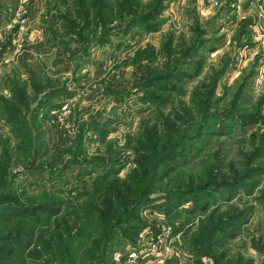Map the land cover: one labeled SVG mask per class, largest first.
<instances>
[{"label": "rangeland", "instance_id": "rangeland-1", "mask_svg": "<svg viewBox=\"0 0 264 264\" xmlns=\"http://www.w3.org/2000/svg\"><path fill=\"white\" fill-rule=\"evenodd\" d=\"M140 1L162 6L154 32L112 25L73 34L63 18L73 0H0V158H11L4 194L24 205L0 206V247L7 230L20 234L10 264H213L205 229L222 213L245 223L227 230L231 239L214 237L219 252L264 264L253 243L264 241V121L232 118L253 113L264 95V0ZM175 68L174 90H145ZM148 90L163 102L146 99ZM180 103L192 117L185 155L161 165L151 193L141 186L104 211L111 187L152 180L140 167L151 171L165 154L138 152V136ZM186 130L174 126L171 140ZM160 139L168 141L162 131ZM107 171L118 175L85 199ZM42 203L58 215L22 216Z\"/></svg>", "mask_w": 264, "mask_h": 264}, {"label": "trees", "instance_id": "trees-1", "mask_svg": "<svg viewBox=\"0 0 264 264\" xmlns=\"http://www.w3.org/2000/svg\"><path fill=\"white\" fill-rule=\"evenodd\" d=\"M73 6L67 8L65 13L63 14V18L67 26H69L73 31L71 33L75 34V30L81 32L83 30H87L90 33H94L97 28L109 29V27L113 26H125V32L129 30L139 27L144 31L151 33L156 31L159 25V17L162 13V6L157 1H151L148 3L142 4L140 0H114L112 5L108 4V0H73ZM112 26V27H113ZM178 72V73H177ZM180 76L182 73L179 72V69H176L172 73H167L166 75H158L153 79V81L149 82L145 87V90L149 87L150 83H154L158 86L160 90H174V84H171L170 81L180 80ZM146 94V99H148L152 103H162L164 97L158 95L154 90L149 91ZM264 108V95L260 97L257 102L256 110L251 114H241L239 116L233 115L232 118H236L239 120L241 125L247 124H258L264 121V115H262V110ZM190 110L186 105L180 103L176 106V108L172 112V116H165L162 118L160 122V126L152 125L150 127H145L139 134L137 139V144L140 145L141 149L138 152L149 155L156 150H161L160 152L165 154L161 155L155 163L154 169L151 171L148 169H143L140 171L144 173V175H152V180L148 183V185H142V182L146 180L143 176H133L128 178V182H130V186L124 184L120 187L119 190H114L112 187L108 190V200L106 201V207L104 211H112L116 204L124 203V200L127 196L131 198H136L137 192H133V190H139L141 186H145L143 192L149 194L152 192L155 179L158 177L157 172L160 170L162 164H166L169 162H175L182 155L184 156V151L181 153L180 147L184 146V142L188 140V133L193 131V128H187L189 124V120L191 119ZM232 121V119L230 118ZM174 126L184 127L187 130L185 131L186 135L181 136L177 141H172L171 137H174ZM203 125L195 128L194 136L192 138L198 139L200 137ZM164 132V136L168 138V141L164 144L161 143L160 132ZM191 139V138H190ZM189 139V140H190ZM180 151V152H179ZM184 153V154H183ZM2 158H0V186L3 189L0 192V206H9L13 205V207L20 208L23 207L19 201L8 194H4L6 188L4 187V178L6 177V169L10 164V156L7 151H4L1 154ZM152 160V157L149 158ZM168 168V167H167ZM117 172V171H115ZM117 176L118 173H114V171H107L102 177L95 179L93 185L91 186L92 191L84 194L85 199H92L95 195L102 190V188H106L105 184L107 183V179L109 176ZM166 175L165 173L160 174ZM138 177V178H137ZM156 182V181H155ZM214 188V187H213ZM84 199V200H85ZM178 200V199H177ZM181 202H183L181 200ZM141 204V203H140ZM183 205L179 201L169 205L167 207L166 212H173L179 206ZM125 205L124 208H126ZM32 208V209H30ZM81 208V207H80ZM86 207H82L81 210ZM21 209V208H20ZM18 209V210H20ZM13 210L11 214H16V211ZM25 212L22 216H26L28 211L33 212L30 216H34L37 214H48L56 216L57 211L54 206H50L48 204L35 205L30 204L29 208H24ZM21 210V211H24ZM18 214H20V212ZM29 211V212H30ZM3 214L8 215L9 211L4 212ZM110 214V213H109ZM108 214V216H109ZM21 215V214H20ZM105 216V215H104ZM243 225L245 222L242 221L241 214H219L215 217V215H211L209 217V222L206 226V233L209 237V242L213 243L211 250L216 252V255H212L211 259L213 260V264H252L250 261L244 260L242 256L236 257L234 260L226 259L225 252H219V244L221 241H215L214 237L219 236V238H228L231 239L227 235V230L235 224ZM13 229L7 230L1 237L6 241V244L3 247H0V262L5 261L3 264H10L9 259L11 258L14 248L21 247L19 242L20 234ZM16 236V237H15ZM227 236V237H226ZM58 236V242H59ZM255 249L259 252L264 251V241H253ZM60 244L64 247V243ZM1 264V263H0Z\"/></svg>", "mask_w": 264, "mask_h": 264}]
</instances>
